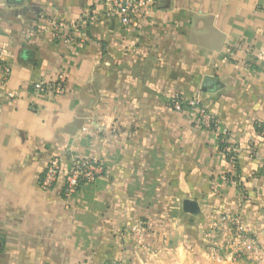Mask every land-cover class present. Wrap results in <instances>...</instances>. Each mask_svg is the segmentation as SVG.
<instances>
[{
	"label": "crops",
	"instance_id": "0c3cea01",
	"mask_svg": "<svg viewBox=\"0 0 264 264\" xmlns=\"http://www.w3.org/2000/svg\"><path fill=\"white\" fill-rule=\"evenodd\" d=\"M53 21L82 25L87 41L35 30ZM237 44L254 52L229 54ZM258 52L264 0H155L136 28L100 0H0V56L11 67L0 86V264H264ZM61 73L59 97L32 92L37 79ZM208 80L212 91L203 90ZM174 94L199 98L228 130L240 190L226 179L215 132L167 106ZM66 153L103 167L68 204L60 184L38 186ZM236 212L262 248L258 262L218 255L206 238L212 221ZM138 224L141 245L127 235Z\"/></svg>",
	"mask_w": 264,
	"mask_h": 264
},
{
	"label": "built area",
	"instance_id": "2783aa9c",
	"mask_svg": "<svg viewBox=\"0 0 264 264\" xmlns=\"http://www.w3.org/2000/svg\"><path fill=\"white\" fill-rule=\"evenodd\" d=\"M109 7L112 13L118 18L122 27L136 28L142 18L143 13L152 7L155 0H100ZM85 29L78 23H67L64 21L50 22L44 29H37L40 33H45L53 42L61 41L66 44H83L87 41ZM232 47H234L232 49ZM229 47L227 52L230 54L234 49H243L245 53L254 52L248 45L237 44ZM228 56L225 57L227 59ZM255 60H264V53L258 52ZM11 73V67L5 63L0 56V86H5ZM32 92L37 97L53 95L59 97L66 89V77L59 74L53 81H42L37 79L31 85ZM9 98L15 94L9 92ZM167 106L178 113H191L193 115V125L200 129L215 132L220 145V151L230 167V172L226 179L241 189L238 184L237 172V147L231 142L227 129L220 127L215 116L201 103L199 98H187L178 94L170 95ZM67 162L66 165H63ZM103 174V167L96 157H75L71 153H66L63 157L52 159L42 172L38 186L43 191H48L60 184L61 196L68 204L82 185L93 184L99 176ZM242 198H244V195ZM143 226L138 224L127 230L129 239L137 245H141V230ZM215 241V253H224L235 261L258 262L262 256L255 233L245 222L240 212L223 213L211 223L206 238L209 241L213 236ZM210 242V241H209ZM213 242V243H214ZM104 264H120L110 262Z\"/></svg>",
	"mask_w": 264,
	"mask_h": 264
},
{
	"label": "water",
	"instance_id": "95a60500",
	"mask_svg": "<svg viewBox=\"0 0 264 264\" xmlns=\"http://www.w3.org/2000/svg\"><path fill=\"white\" fill-rule=\"evenodd\" d=\"M213 89H215V81L213 80H208L206 83V86L204 87V91H212ZM191 206V205H190ZM190 210V209H189ZM190 212H193L192 209L190 210Z\"/></svg>",
	"mask_w": 264,
	"mask_h": 264
},
{
	"label": "rangeland",
	"instance_id": "374dc122",
	"mask_svg": "<svg viewBox=\"0 0 264 264\" xmlns=\"http://www.w3.org/2000/svg\"><path fill=\"white\" fill-rule=\"evenodd\" d=\"M216 236H217V237L213 236V238L209 240V241H210L209 243H210L212 246L215 245V243L217 242V241L214 242V240H216L217 238H219V237H218L219 235H216ZM213 242H214V243H213Z\"/></svg>",
	"mask_w": 264,
	"mask_h": 264
}]
</instances>
